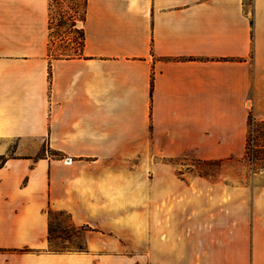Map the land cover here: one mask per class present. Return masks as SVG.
I'll return each mask as SVG.
<instances>
[{"label": "crops", "instance_id": "0c3cea01", "mask_svg": "<svg viewBox=\"0 0 264 264\" xmlns=\"http://www.w3.org/2000/svg\"><path fill=\"white\" fill-rule=\"evenodd\" d=\"M49 21L50 0H0V264H264V196L147 166L243 157L264 0H85L73 57ZM48 209L94 230L86 252H49Z\"/></svg>", "mask_w": 264, "mask_h": 264}, {"label": "rangeland", "instance_id": "374dc122", "mask_svg": "<svg viewBox=\"0 0 264 264\" xmlns=\"http://www.w3.org/2000/svg\"><path fill=\"white\" fill-rule=\"evenodd\" d=\"M84 12L85 0H50L49 48L53 58L73 57L80 54L82 48L80 33L83 30ZM258 130L260 127L254 128V130L252 128L251 132ZM256 136H258L259 146H264L263 132L257 133ZM32 148L39 149L38 156H40L46 151V143L32 144ZM247 150L248 143L242 158L222 161H200L188 154L172 159L147 157V166L153 168L163 165L174 168L175 176L183 183L181 185L194 184L193 195L196 197L203 196V184L205 182L210 183L212 188L217 184L227 186L220 193L215 189L209 190L210 185L205 184L207 186L206 196H219L221 194V197H228L230 196V186L235 187L238 184L243 186L244 196L251 197L252 193L253 196H264L260 193L264 191L259 190L264 187V147L258 149L253 155H249ZM150 175L151 180H153L154 174ZM176 196L186 197L187 193H180ZM151 210L154 211L153 207ZM50 225L53 245L52 247L49 246V251L50 249H63L72 253L78 247L85 246V240L87 245L90 233L79 231L66 213L52 214ZM2 251L0 250V252ZM28 251L25 249L20 252Z\"/></svg>", "mask_w": 264, "mask_h": 264}, {"label": "trees", "instance_id": "16d2710c", "mask_svg": "<svg viewBox=\"0 0 264 264\" xmlns=\"http://www.w3.org/2000/svg\"><path fill=\"white\" fill-rule=\"evenodd\" d=\"M80 35H81V40H82V44H81V46L83 45V41H84V32H83V30L81 31V33H80ZM252 120H253V118H250L249 119V126H251V124H252ZM3 162H4V158H0V166L3 164ZM54 213H58V212H56V211H53V210H51V209H48V211H47V215H48V219H49V233H48V240H49V246L50 247H52V245H53V234H52V231H51V225H50V217H51V215L52 214H54ZM59 213H64V212H59ZM68 215V214H67ZM69 216V215H68ZM69 218H70V216H69ZM70 221L72 222V224H74L73 223V221L71 220V218H70ZM75 225V224H74ZM76 226V225H75ZM78 229H79V231H83V232H93L94 230H92L90 227H88V226H76ZM87 251V245H86V240H85V246H81V247H78L77 248V250L76 251H74V252H78V253H84V252H86ZM49 252H51V253H54V254H63V253H69V252H71V251H65V250H51L50 249V251Z\"/></svg>", "mask_w": 264, "mask_h": 264}, {"label": "built area", "instance_id": "2783aa9c", "mask_svg": "<svg viewBox=\"0 0 264 264\" xmlns=\"http://www.w3.org/2000/svg\"><path fill=\"white\" fill-rule=\"evenodd\" d=\"M260 127V130L258 131H252L251 129L253 128H257ZM259 132H263L264 135V123H258L256 122L254 119L252 120V124L251 126H249V131H248V150L247 153L249 155H253L258 149L263 148L264 146H259V140H258V136H256L257 133Z\"/></svg>", "mask_w": 264, "mask_h": 264}]
</instances>
